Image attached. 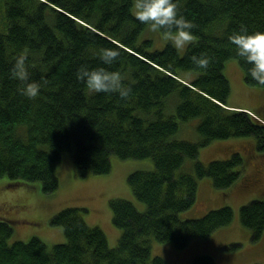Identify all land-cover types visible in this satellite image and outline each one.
<instances>
[{"label":"trees","instance_id":"1","mask_svg":"<svg viewBox=\"0 0 264 264\" xmlns=\"http://www.w3.org/2000/svg\"><path fill=\"white\" fill-rule=\"evenodd\" d=\"M1 1L0 178L8 177L9 187L39 181L44 193L55 192L65 151L72 153L80 178L109 174L114 155L151 158L154 167L128 177L145 210L122 197L110 200L114 224L122 230L113 248L102 227L86 222V209L67 207L51 223L62 226L68 240L51 248L38 236L10 243L14 229L1 220L0 264H168L164 257H152V237L186 248L192 239L210 237L231 224L235 210L228 205L198 218L184 219L180 212L197 203L201 178L229 188L244 170L240 152L205 165L197 158L200 148L216 139L254 136L264 149L262 112L255 116L225 106L232 91L224 70L228 60L237 58L245 82L264 87L250 77L252 66L228 40L241 26L248 34L264 32V0H173L196 25V40L184 55L172 43L150 50L151 40L138 41L148 24L133 14L134 0ZM102 48L119 51L118 60L104 64L98 55ZM24 53L30 79L42 84L35 100L21 95V82L10 76ZM201 53L212 57L207 70L191 60ZM81 65L120 72L132 89L129 98L89 91L76 76ZM191 70L199 76L187 81L183 71ZM193 117L200 118V139L176 137L181 123ZM188 159L195 160L194 172L182 169ZM240 210V220L259 240L264 194ZM189 264L217 262L213 255L200 254Z\"/></svg>","mask_w":264,"mask_h":264},{"label":"rangeland","instance_id":"2","mask_svg":"<svg viewBox=\"0 0 264 264\" xmlns=\"http://www.w3.org/2000/svg\"><path fill=\"white\" fill-rule=\"evenodd\" d=\"M3 5L0 0V24L4 19ZM134 14V5L132 7ZM146 39L152 41L150 50L164 48L171 41L162 38L161 32L151 31L150 25L139 35L141 43ZM196 40V39H195ZM188 45L177 49L180 55L186 53ZM224 70L231 84V95L228 104L237 107L232 109L245 110L240 107L257 108L264 118V87L250 86L244 80L243 69L237 58L226 62ZM198 71H183V76L196 78ZM261 109V110H260ZM173 111H175L173 109ZM199 117H193L181 123L176 134L179 139L197 141L200 139ZM235 152H240L244 165L240 178L229 188H216L209 177L199 180L197 203L180 212L181 217L198 218L208 210L228 205L235 210L231 224L220 227L210 237H197L190 241L188 247L177 248L172 242H162L152 237V257H164L168 264H189L200 254L213 255L217 264H264V234L259 240L252 238L251 231L240 220L242 205L264 194V149H259L254 136L216 139L200 148L198 160L205 165L214 159H228ZM113 167L109 174L89 175L80 178L75 174V163L72 153L63 152L57 168L59 188L55 192L44 193L39 181L23 182L9 187L8 177L0 178V221L7 220L14 229L9 242L38 236L51 248L58 243L66 242L65 231L60 225L51 223L57 212L67 207L84 208L83 217L89 225H98L106 232L110 248L120 240L122 230L114 224L110 200L125 198L133 201L140 211L146 209L133 193L129 175L142 169H152L154 160L151 158L122 159L112 156ZM195 160L188 159L183 170L194 172ZM254 180V181H253Z\"/></svg>","mask_w":264,"mask_h":264},{"label":"clouds","instance_id":"3","mask_svg":"<svg viewBox=\"0 0 264 264\" xmlns=\"http://www.w3.org/2000/svg\"><path fill=\"white\" fill-rule=\"evenodd\" d=\"M134 9L137 20L150 25L153 32H161L162 38L171 41L176 49H182L195 41L192 29L196 25L180 14L179 4L173 0H134ZM228 40L236 47L237 56L252 66L248 69L250 77L264 86V32L248 34L247 28L241 26L238 32L228 37ZM98 55L104 64L111 65L118 60L120 52L102 48ZM26 60L27 54H21L11 68L10 76L21 82L19 89L21 95L35 100L42 84L30 79ZM191 60L198 68L207 70L212 57L201 53L199 56H192ZM76 76L93 93H118L121 99H127L132 91L130 86L123 83L120 72L108 71L102 67L89 70L87 65H81Z\"/></svg>","mask_w":264,"mask_h":264},{"label":"crops","instance_id":"4","mask_svg":"<svg viewBox=\"0 0 264 264\" xmlns=\"http://www.w3.org/2000/svg\"><path fill=\"white\" fill-rule=\"evenodd\" d=\"M225 73H226V71H225ZM183 77H184V79L187 80V81L192 80V77H191V78H187V77H185V76H183ZM229 106H230V107H235V108L237 107V105H236V106H232L231 104H229ZM238 108H243V109L248 110V111H251V112H256V111H258L257 108L253 109V108H248V107L245 108V107H240V106H239Z\"/></svg>","mask_w":264,"mask_h":264}]
</instances>
